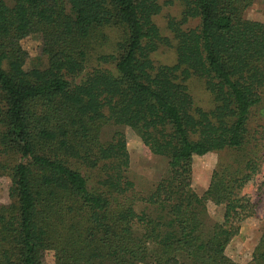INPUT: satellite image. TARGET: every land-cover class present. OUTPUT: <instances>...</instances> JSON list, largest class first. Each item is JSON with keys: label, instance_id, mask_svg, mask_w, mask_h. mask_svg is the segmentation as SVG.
<instances>
[{"label": "trees", "instance_id": "obj_1", "mask_svg": "<svg viewBox=\"0 0 264 264\" xmlns=\"http://www.w3.org/2000/svg\"><path fill=\"white\" fill-rule=\"evenodd\" d=\"M251 2L0 0V264H238L225 248L256 213L241 190L264 162V22L244 16ZM33 35L43 62L25 67ZM161 48L171 62L153 58ZM106 125L167 160L147 192L125 134L105 138ZM215 151L199 195L192 159ZM251 262L264 264V231Z\"/></svg>", "mask_w": 264, "mask_h": 264}, {"label": "rangeland", "instance_id": "obj_2", "mask_svg": "<svg viewBox=\"0 0 264 264\" xmlns=\"http://www.w3.org/2000/svg\"><path fill=\"white\" fill-rule=\"evenodd\" d=\"M158 1L163 2L165 0ZM180 9V4L174 1L170 5L164 6L155 20L160 27H164L166 17L168 15L177 16ZM244 16L264 22V0H252L251 4L245 9ZM196 24V19L190 20L186 27L195 26ZM22 45L29 54L25 67L41 65L43 56L40 55V41L38 38L34 35L29 36L22 41ZM172 57V51L168 48H161L153 55L157 62H171ZM187 83L195 103L205 105L209 101V97L202 84L194 78H190ZM114 130L123 131L125 134L130 156L129 176L138 190L147 192L166 173L167 160L164 157L152 155L140 138L126 126L106 125L104 127V137L108 138ZM222 156H224V153L215 151L193 157L191 188L197 194L201 195L207 188L211 173ZM7 183L8 179L6 177H0V202L7 201ZM241 193L250 196L256 204V213L253 217H249L241 223L239 232L227 244L225 253L238 264H252V250L264 231V162L259 172L242 188ZM207 212L211 220H220L223 207L208 202ZM51 261L52 256L48 252L44 256V262L49 263Z\"/></svg>", "mask_w": 264, "mask_h": 264}]
</instances>
